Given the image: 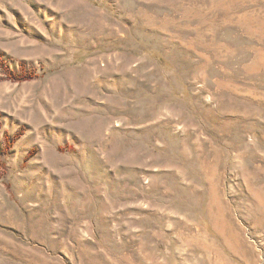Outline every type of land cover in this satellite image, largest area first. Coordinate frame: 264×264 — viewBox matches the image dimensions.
<instances>
[{
  "label": "rangeland",
  "instance_id": "1",
  "mask_svg": "<svg viewBox=\"0 0 264 264\" xmlns=\"http://www.w3.org/2000/svg\"><path fill=\"white\" fill-rule=\"evenodd\" d=\"M0 52V264H264V0H0Z\"/></svg>",
  "mask_w": 264,
  "mask_h": 264
},
{
  "label": "trees",
  "instance_id": "2",
  "mask_svg": "<svg viewBox=\"0 0 264 264\" xmlns=\"http://www.w3.org/2000/svg\"><path fill=\"white\" fill-rule=\"evenodd\" d=\"M36 69L32 68L29 70L27 68V64L25 62H21L20 64V71L16 75L10 70L7 61L5 60L4 54L0 52V73L4 74V77H0V80L4 79H14L16 81H26V80H32L37 76ZM3 126L2 119L0 116V130ZM25 133V129H21L18 132L15 133L13 137H11L10 133H5V146H4V152L8 153L15 142H17ZM36 149H32L28 156L27 160L30 159Z\"/></svg>",
  "mask_w": 264,
  "mask_h": 264
}]
</instances>
